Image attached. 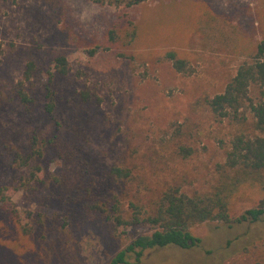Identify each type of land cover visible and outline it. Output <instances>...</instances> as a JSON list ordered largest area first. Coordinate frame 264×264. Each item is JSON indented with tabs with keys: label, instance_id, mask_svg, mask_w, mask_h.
<instances>
[{
	"label": "rangeland",
	"instance_id": "1",
	"mask_svg": "<svg viewBox=\"0 0 264 264\" xmlns=\"http://www.w3.org/2000/svg\"><path fill=\"white\" fill-rule=\"evenodd\" d=\"M62 7L57 12L44 0H0V149L26 148L35 129L47 138L56 134L42 100L30 120L9 97L34 51L47 64L65 54L71 72L60 83L68 91L95 90L102 106H59L61 138L38 164L45 175L61 176L63 186L32 181L30 168H11L0 157V184L18 187L12 202L29 229L23 233L0 208V264L110 262L120 240L103 219L67 201L68 186L91 185L108 203L116 197L147 201L168 185L189 194L207 191L238 126L215 119L205 99L224 91L264 37V0H144L124 11L62 0ZM128 19L137 32L131 43L125 40ZM112 28L124 37L108 48ZM171 50L191 74L166 58ZM182 144L193 152L180 155ZM113 165L131 167L133 179L114 181ZM261 196L257 187H244L233 202L234 216ZM63 223L67 259L54 249ZM192 232L202 239L199 246L157 249L141 264H264V220L210 221Z\"/></svg>",
	"mask_w": 264,
	"mask_h": 264
},
{
	"label": "trees",
	"instance_id": "2",
	"mask_svg": "<svg viewBox=\"0 0 264 264\" xmlns=\"http://www.w3.org/2000/svg\"><path fill=\"white\" fill-rule=\"evenodd\" d=\"M44 1L54 6L57 12L63 11L62 0ZM92 1L124 11L144 0ZM126 30L125 40L131 43L137 33L131 19L127 21ZM123 37L116 29H110L106 47H113ZM94 52L93 49L89 50L90 54ZM166 58L173 62L178 71L192 73L187 68L186 60L178 57L175 51H168ZM70 72V60L65 54L54 56L47 64L34 51L9 96L17 104L20 113L30 120L35 118L36 107L42 100L44 112L55 121L56 134L52 137L47 138L35 129L26 148L12 146L0 149V157L7 165L18 169L30 168V179L44 185L65 184L61 176L45 175L38 164L47 150L57 145L61 138V124L57 119L59 106H93L96 109L102 106V97L95 90L86 88L68 91L60 83L69 77ZM205 100L215 119L228 120L238 126L231 136L224 161L216 165V180L207 191L189 194L177 186L168 185L159 196L147 201L139 199L124 203L116 197L108 203L96 198L91 185L64 188L67 201L79 205L84 215L103 219L120 240L122 247L108 264H141L148 253L157 249L168 246L190 249L199 246L202 239L193 234L192 229L206 222L232 225L264 220V37L257 43L251 58L239 65L224 91ZM179 131L181 128H178ZM192 152L193 149L186 144L178 148L182 156ZM110 175L114 181H131L134 177L132 168L127 165H113ZM246 186L257 187L262 196L254 206L234 216L233 202ZM17 189L0 184V208L23 233H28L29 229L21 223L19 212L12 202ZM61 227V237L54 243V249L59 257L67 259L70 254L67 253L66 224L63 223Z\"/></svg>",
	"mask_w": 264,
	"mask_h": 264
}]
</instances>
